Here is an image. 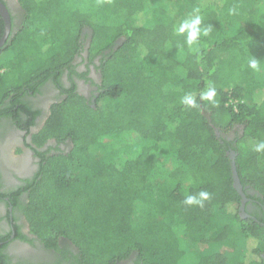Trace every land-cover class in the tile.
I'll list each match as a JSON object with an SVG mask.
<instances>
[{"label":"trees","instance_id":"trees-1","mask_svg":"<svg viewBox=\"0 0 264 264\" xmlns=\"http://www.w3.org/2000/svg\"><path fill=\"white\" fill-rule=\"evenodd\" d=\"M74 1L20 0L22 23L0 50V122L28 131L32 99L47 84L64 95L31 139L56 146L0 195L67 264H264V0ZM194 8L209 30L196 50L174 31ZM85 42L100 73L93 101L74 83ZM210 86L215 106L199 99ZM186 93L199 107L180 103ZM230 153L245 205L258 209L245 217ZM202 190L203 207L183 204Z\"/></svg>","mask_w":264,"mask_h":264},{"label":"flooded vegetation","instance_id":"flooded-vegetation-1","mask_svg":"<svg viewBox=\"0 0 264 264\" xmlns=\"http://www.w3.org/2000/svg\"><path fill=\"white\" fill-rule=\"evenodd\" d=\"M20 0H0L5 7L10 19V35L20 27L22 23L23 11L19 3ZM4 33V23L0 15V39ZM5 41V43H6ZM4 43V45H5ZM4 45L0 47L3 49ZM88 43H84V51L80 57L75 59L76 71L78 74H86L84 78L74 77L76 91L86 99L93 101L97 95V84L100 83V73L95 66L89 64L86 55ZM98 58L94 60L97 65ZM62 83L65 88L70 87L67 77H62ZM43 93L32 99V107L39 111L35 120V125L28 131L10 124L5 121L0 122V193L5 194L8 191L16 190L23 186L25 180H31L38 172L41 164V158L38 152H44L48 147H55L53 140L47 141L42 147H36L31 139L32 135L38 131L46 119L49 108L52 104L64 98L61 91L47 84ZM19 146L20 149L15 155H9L12 147ZM60 150L67 149V143L57 145ZM53 154V151L51 152ZM25 196H19L21 202ZM247 212L257 211V206L253 202L244 206ZM71 253H75V248L62 240ZM0 257L9 264H67L62 261V256L54 251L46 250L43 245L29 231L27 223L18 209H13L8 204V198L0 195ZM264 260V253L262 254ZM8 264V263H7Z\"/></svg>","mask_w":264,"mask_h":264},{"label":"clouds","instance_id":"clouds-1","mask_svg":"<svg viewBox=\"0 0 264 264\" xmlns=\"http://www.w3.org/2000/svg\"><path fill=\"white\" fill-rule=\"evenodd\" d=\"M236 14V8L229 9V15ZM202 16L200 15V9L194 8L192 13L185 19H183L178 26L175 27L174 31L178 36L185 37V43L196 50L193 46H195L199 40V38L208 34V29L202 28ZM248 68L253 72H259L262 70L260 62L255 58H250L248 62ZM216 90L214 87H209L206 91L202 92L199 96L201 101L208 102L215 106L218 101L215 99ZM180 103L184 105L186 108H197L199 105L197 104V95L195 93H186L181 99ZM256 152L264 151V141L259 142L255 146ZM211 198V193L207 191H199L195 195H187L183 201V204L186 206H200L203 207L205 201H208Z\"/></svg>","mask_w":264,"mask_h":264},{"label":"water","instance_id":"water-1","mask_svg":"<svg viewBox=\"0 0 264 264\" xmlns=\"http://www.w3.org/2000/svg\"><path fill=\"white\" fill-rule=\"evenodd\" d=\"M0 15L3 19V23H4V33L3 36L0 39V47H2L8 37V34L10 32V19L8 16V13L5 9V7L0 3ZM217 136L219 135L218 132ZM230 160H231V169H232V178H233V186L235 188V190L238 192V194L241 196V205H240V216L243 217V215H245L244 213V206L246 203V198L242 192V186L239 182L237 173H236V168H235V164H234V154L230 153Z\"/></svg>","mask_w":264,"mask_h":264},{"label":"rangeland","instance_id":"rangeland-1","mask_svg":"<svg viewBox=\"0 0 264 264\" xmlns=\"http://www.w3.org/2000/svg\"><path fill=\"white\" fill-rule=\"evenodd\" d=\"M78 1L81 3V7L78 5ZM74 3H75V7L76 8H79V9H82V10H88L89 9V7H88L89 6V0H76V1H74ZM87 3H88V5H87ZM88 33H89L88 30H86V29L82 30V33H81V37L80 38L83 40V42L87 40V37L86 36H87ZM28 57L30 58L29 60L32 61L34 59L35 55H31V57L28 55ZM37 60L38 59H36V61ZM19 149H20L19 146H15V148L12 147L11 150H9V152H10L9 155L10 156L11 155L13 156V155L17 154V152L19 151ZM94 155L97 156V157H99V158H102L103 156H105V153H103L100 149H97L96 148V150L94 152ZM243 217H245V215H243ZM199 250L205 252L207 249H202L201 248Z\"/></svg>","mask_w":264,"mask_h":264}]
</instances>
